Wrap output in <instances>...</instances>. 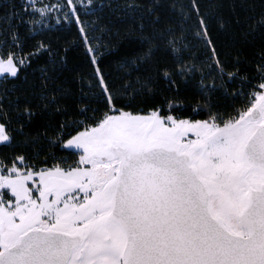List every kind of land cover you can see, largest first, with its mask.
<instances>
[{
	"label": "snow or ice",
	"instance_id": "6c2138e0",
	"mask_svg": "<svg viewBox=\"0 0 264 264\" xmlns=\"http://www.w3.org/2000/svg\"><path fill=\"white\" fill-rule=\"evenodd\" d=\"M105 6L4 5L0 264H264V49L222 50L200 0L179 23L153 3L117 83L85 21ZM73 25L93 67L78 89L57 35Z\"/></svg>",
	"mask_w": 264,
	"mask_h": 264
},
{
	"label": "trees",
	"instance_id": "16d2710c",
	"mask_svg": "<svg viewBox=\"0 0 264 264\" xmlns=\"http://www.w3.org/2000/svg\"><path fill=\"white\" fill-rule=\"evenodd\" d=\"M12 2L13 0H0V27L6 28L12 23L10 19L5 21V15H10L12 9L4 7L5 4ZM14 2L18 5L20 0H14ZM51 2L46 1V4ZM200 2L202 5H207L212 12L215 21L212 24L213 36L222 50L241 52L242 59L246 57L249 62L260 58L261 50L264 49V41L259 39L264 29L258 23L264 16L262 0H200ZM95 3L106 6L97 11L95 15L85 17V21L91 23L96 29L89 35L95 44L100 45L105 72L112 76L114 82L118 83L123 75L118 71L121 64L130 60L141 47L138 37L140 21L142 16L145 20L147 19V12L151 5L155 3L160 7L166 19L179 23V7H174V5L187 6L191 0H95ZM133 5L143 7H137V10L133 12ZM217 5H219L218 9ZM16 10L19 11V8L17 7ZM221 22H224L226 27H222ZM52 23L55 24L54 19ZM16 24L19 25V20ZM57 35L71 46L67 62L69 71L64 73V78L71 82L73 89H78V80L81 77L87 79L93 71L87 49L75 25L65 26ZM198 52L200 54L205 52L202 45L199 46ZM252 68L253 65L247 63L241 71L247 70L254 76L255 73L251 72ZM208 83L210 84L211 81ZM239 83V81L236 82V84ZM232 87L235 90V85Z\"/></svg>",
	"mask_w": 264,
	"mask_h": 264
},
{
	"label": "rangeland",
	"instance_id": "374dc122",
	"mask_svg": "<svg viewBox=\"0 0 264 264\" xmlns=\"http://www.w3.org/2000/svg\"><path fill=\"white\" fill-rule=\"evenodd\" d=\"M46 1H52L51 4L55 5L57 3V0H41L43 4H46Z\"/></svg>",
	"mask_w": 264,
	"mask_h": 264
}]
</instances>
